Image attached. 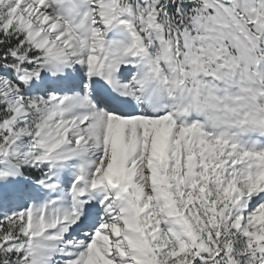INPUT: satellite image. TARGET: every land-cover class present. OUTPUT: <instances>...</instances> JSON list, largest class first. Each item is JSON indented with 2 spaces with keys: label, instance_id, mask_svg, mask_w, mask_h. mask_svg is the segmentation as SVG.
<instances>
[{
  "label": "snow or ice",
  "instance_id": "snow-or-ice-1",
  "mask_svg": "<svg viewBox=\"0 0 264 264\" xmlns=\"http://www.w3.org/2000/svg\"><path fill=\"white\" fill-rule=\"evenodd\" d=\"M0 264H264V0H0Z\"/></svg>",
  "mask_w": 264,
  "mask_h": 264
}]
</instances>
